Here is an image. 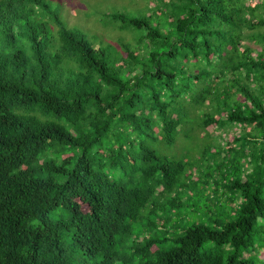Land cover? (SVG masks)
<instances>
[{"label":"trees","instance_id":"1","mask_svg":"<svg viewBox=\"0 0 264 264\" xmlns=\"http://www.w3.org/2000/svg\"><path fill=\"white\" fill-rule=\"evenodd\" d=\"M152 1L133 48L0 0V264H264V0Z\"/></svg>","mask_w":264,"mask_h":264},{"label":"rangeland","instance_id":"2","mask_svg":"<svg viewBox=\"0 0 264 264\" xmlns=\"http://www.w3.org/2000/svg\"><path fill=\"white\" fill-rule=\"evenodd\" d=\"M258 1L259 0H248L246 3L248 9L250 10L253 4L257 3ZM50 2L54 12L60 16L61 21L65 22L70 27L76 26L83 30L85 33H87L88 37L94 42L97 47L100 45L108 44L118 46V44L123 41L124 43H130L131 46L135 48L136 42L132 38V35L128 31H121L120 29H118V27H114L115 25L110 20L109 14L113 12L112 10L114 9H121L122 6L132 10L138 7H148L146 5L147 3H149L150 6L154 5V1L152 0H50ZM250 13L251 11L249 12V16L251 15ZM155 14H158V11L155 12ZM253 22H256V19H254ZM110 24L114 26H111ZM257 30L259 29L252 27H243L245 38L242 44H248L251 47V50L253 48H255L256 50H260L264 46V43L259 42L257 38L253 36H247V34L251 35ZM260 30L264 31V26H262ZM255 54V52H252V55ZM123 56L125 57L119 60V63L121 64L126 63V61L128 60V51H124ZM255 78L256 80L259 79V77L257 76ZM238 97H242V94L239 93ZM203 110H207L206 106L203 108ZM220 125H224V123L221 121V123H219L218 125L212 124L205 128L204 131H202L201 127H198L197 130L194 131L197 132V134L191 132L190 137H186V135L182 134L179 145L174 147V152L177 155H181L185 149L192 151L194 145H196L195 143L199 144L201 141H204V137L207 134L212 135L205 137L207 139H210V142L216 139L215 142L221 143L220 145L224 147L227 145L228 141L233 140L235 135L240 134L243 127H245L247 131L253 130V124H244V126L237 124L236 126L227 128H219ZM206 143L207 142L205 141V144ZM213 150L215 152V155H219L221 153L215 147L213 148ZM196 155H198V153H196ZM222 155L223 153L221 154V156ZM258 255L259 258H264V251L259 252Z\"/></svg>","mask_w":264,"mask_h":264}]
</instances>
